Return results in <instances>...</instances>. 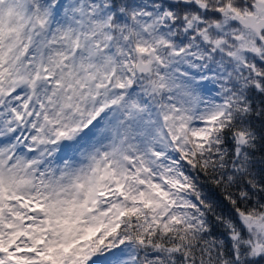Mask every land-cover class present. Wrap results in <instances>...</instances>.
<instances>
[{
	"label": "snow or ice",
	"instance_id": "6c2138e0",
	"mask_svg": "<svg viewBox=\"0 0 264 264\" xmlns=\"http://www.w3.org/2000/svg\"><path fill=\"white\" fill-rule=\"evenodd\" d=\"M0 264H264V0H0Z\"/></svg>",
	"mask_w": 264,
	"mask_h": 264
}]
</instances>
